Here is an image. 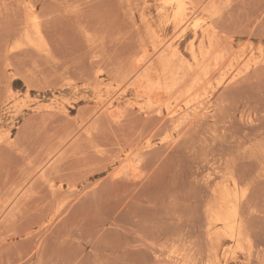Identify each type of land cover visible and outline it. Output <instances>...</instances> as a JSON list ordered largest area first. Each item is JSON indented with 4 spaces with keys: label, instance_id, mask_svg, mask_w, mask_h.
I'll return each instance as SVG.
<instances>
[{
    "label": "rangeland",
    "instance_id": "rangeland-1",
    "mask_svg": "<svg viewBox=\"0 0 264 264\" xmlns=\"http://www.w3.org/2000/svg\"><path fill=\"white\" fill-rule=\"evenodd\" d=\"M0 90V264H264V0H0Z\"/></svg>",
    "mask_w": 264,
    "mask_h": 264
},
{
    "label": "bare ground",
    "instance_id": "bare-ground-1",
    "mask_svg": "<svg viewBox=\"0 0 264 264\" xmlns=\"http://www.w3.org/2000/svg\"><path fill=\"white\" fill-rule=\"evenodd\" d=\"M234 78H232L231 80L233 81ZM9 95H10V93H9ZM205 108H201L199 105H198V107H195L194 108V116L197 117L198 115L205 113L208 110V109L206 110ZM172 113H173V111L171 112V114ZM202 115H204V114H202ZM218 201H219L220 205L216 210L213 211L212 216H211V220H210V225H211V229H212L211 232L218 233V234L224 233L225 235H228L231 240L237 242L240 240V234L236 229L237 221L233 217V210L231 207L232 204L234 203L232 193H230L228 191L226 193H221Z\"/></svg>",
    "mask_w": 264,
    "mask_h": 264
}]
</instances>
